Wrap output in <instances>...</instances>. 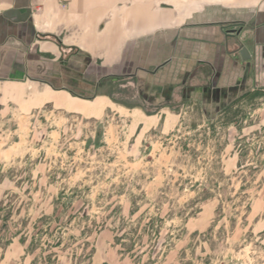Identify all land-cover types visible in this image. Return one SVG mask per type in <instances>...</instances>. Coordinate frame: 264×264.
Listing matches in <instances>:
<instances>
[{
    "label": "rangeland",
    "instance_id": "374dc122",
    "mask_svg": "<svg viewBox=\"0 0 264 264\" xmlns=\"http://www.w3.org/2000/svg\"><path fill=\"white\" fill-rule=\"evenodd\" d=\"M257 95L141 129L0 105V264H264Z\"/></svg>",
    "mask_w": 264,
    "mask_h": 264
},
{
    "label": "crops",
    "instance_id": "0c3cea01",
    "mask_svg": "<svg viewBox=\"0 0 264 264\" xmlns=\"http://www.w3.org/2000/svg\"><path fill=\"white\" fill-rule=\"evenodd\" d=\"M246 93L264 113V0H0V105L141 129Z\"/></svg>",
    "mask_w": 264,
    "mask_h": 264
},
{
    "label": "water",
    "instance_id": "95a60500",
    "mask_svg": "<svg viewBox=\"0 0 264 264\" xmlns=\"http://www.w3.org/2000/svg\"><path fill=\"white\" fill-rule=\"evenodd\" d=\"M29 14H30V12L27 11L23 17L19 16L21 18L19 20H18V18H19L18 17V13H16V12H7V13H5L3 15V17L8 19V20H13V21H24V20H26L29 17ZM246 55H247L246 51L245 50H241L240 56H241L242 60L246 59V57H245Z\"/></svg>",
    "mask_w": 264,
    "mask_h": 264
}]
</instances>
